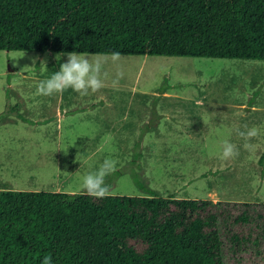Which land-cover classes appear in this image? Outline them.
<instances>
[{
	"label": "trees",
	"instance_id": "16d2710c",
	"mask_svg": "<svg viewBox=\"0 0 264 264\" xmlns=\"http://www.w3.org/2000/svg\"><path fill=\"white\" fill-rule=\"evenodd\" d=\"M0 51L264 61V0H0ZM48 255L264 264V203L0 191V264Z\"/></svg>",
	"mask_w": 264,
	"mask_h": 264
},
{
	"label": "rangeland",
	"instance_id": "374dc122",
	"mask_svg": "<svg viewBox=\"0 0 264 264\" xmlns=\"http://www.w3.org/2000/svg\"><path fill=\"white\" fill-rule=\"evenodd\" d=\"M84 56L104 61L99 91L82 97L68 89L42 96L36 94L37 85L59 70L66 54L0 51V189L54 192L65 179L62 191L80 193L83 177L96 172L105 159L117 161L116 167L123 159L121 169L108 176L112 180L105 179L107 185L112 181L111 196L146 197L151 192L161 198L264 203V168L260 175L258 165L264 150V61ZM194 100L196 104L190 102ZM96 103L94 111L73 119L64 116L56 126L61 112ZM156 103L158 113L169 117L156 124L154 143L152 136L144 142V151L154 154H141L140 165L138 159L132 164L131 155L138 154L127 153L130 143L138 126L147 127L148 110L153 118ZM241 103L256 109L235 107ZM17 111L47 123L34 127L7 122L17 118L6 114ZM171 117L177 129L171 127ZM252 128L258 131L255 137L239 136ZM226 140L253 141L252 153L222 159ZM204 173L208 193L202 183L192 181ZM173 175L191 180L179 196L172 189H181L174 185L182 181Z\"/></svg>",
	"mask_w": 264,
	"mask_h": 264
},
{
	"label": "clouds",
	"instance_id": "9594fccd",
	"mask_svg": "<svg viewBox=\"0 0 264 264\" xmlns=\"http://www.w3.org/2000/svg\"><path fill=\"white\" fill-rule=\"evenodd\" d=\"M113 60L118 57V53H113ZM67 61L60 64L59 70L50 78L41 80L37 85L36 94L42 96H52L54 94H62L64 91L71 89L80 96H87L89 93L99 91L104 82L102 77L103 63L101 59H92L76 52L66 53ZM41 65L46 66V61H41ZM118 77H122L123 73L118 72ZM242 138L250 139L258 134L256 128H252L245 132H239ZM252 146L248 143L244 144L245 149ZM239 155L236 146L229 141H224L222 159H230ZM117 161L113 159H105L96 172L88 173L83 177L82 189L86 194L96 199H104L113 195L110 186L106 184L105 178L116 171ZM41 264H52L50 255L45 256Z\"/></svg>",
	"mask_w": 264,
	"mask_h": 264
},
{
	"label": "crops",
	"instance_id": "0c3cea01",
	"mask_svg": "<svg viewBox=\"0 0 264 264\" xmlns=\"http://www.w3.org/2000/svg\"><path fill=\"white\" fill-rule=\"evenodd\" d=\"M190 102H192V103H194V104H196L197 103V101H190ZM100 103L101 104H103L104 102L102 101V100H100ZM98 103H96V104H93V105H91V106H89V107H86V108H84V109H77V108H72V109H69V110H65L64 112H61L58 116H56L55 117V123H56V126H58V124H60L61 122H63V119L65 118L64 116H69L68 118L69 119H73V118H76L77 117V115H86V113H89V112H91V111H94L95 110V107H97L96 105H97ZM106 105V104H105ZM101 106H104V105H101ZM101 106L99 107V108H101ZM158 105H157V103L155 104V111H154V116H153V118L152 117H150V115H149V111L150 110H148V112H147V117H146V121L148 120L149 121V123H148V125H147V127H143V128H141L140 129V127L138 126V134H137V136H135L134 138H133V140L131 141V143H130V146H131V148H129V151L127 152V153H130V154H138V156L137 157H135L134 155H131V160H132V164H133V161H135V160H139V163H138V166L140 165V162L142 161V158H141V154H154V152H152V151H144V149H145V145H144V142L149 138V136L151 137L150 139V142H151V144H153L154 143V139H152L153 137H154V135H156V132H158V130H157V125H158V122H160L159 120H164V118L166 119V118H168L169 117V115H167V114H160V113H158V107H157ZM243 106H245L243 103H241V104H239V105H235V107H239V108H242ZM239 108H237V109H239ZM244 109H248V111L249 112H252V110L253 109H256L255 107H254V105L253 104H249V106H245V108H243V110ZM12 114H13V116L15 117V118H17V119H15L14 120V122H12V120H10L9 119V121H7V122H11V123H13L14 125H15V121H20V122H26L29 126H31V125H35L34 127H37L38 125H43V124H45V123H47V120H45V118H40V119H35V120H33V119H28L27 117H24V116H20L19 115V113H18V111L17 112H12V113H10V114H7V116L6 117H8V116H12ZM18 116H20L21 118H23V120L22 119H20ZM157 117L156 119L154 118V117ZM160 118H162V119H160ZM158 120V121H157ZM171 120H172V124H171V127L172 128H178V125H177V123H176V121H175V119H174V117H171ZM146 123V122H145ZM157 124V125H156ZM141 125V124H140ZM142 125H144V124H142ZM253 142V141H252ZM252 142L250 141L249 143L248 142H245V143H248V144H250V145H252ZM234 145L236 146V148L238 149V151H239V153H252V151L250 150V148L249 149H245L244 148V143H242V142H240V143H237V141L234 143ZM254 152V151H253ZM261 152H264V150L263 151H261ZM126 153V154H127ZM126 157V156H125ZM124 157V158H125ZM122 161H123V159H121V163H122ZM121 163L116 167V170L118 171V170H120L121 169ZM111 175V174H110ZM110 175H108V176H110ZM119 175V174H118ZM107 176V177H108ZM135 175H131V177L132 178H135L134 177ZM174 176V175H173ZM116 177H117V175H116ZM175 177V176H174ZM189 177V176H188ZM206 177V175H205V173L204 174H202L200 177H199V179H195V180H192V181H198V182H200V183H202L203 184V188H204V191L206 192V193H208V192H210V191H208V180H206L207 178H205ZM106 179V178H105ZM108 179H111L112 180V177H108ZM175 179H178V180H180V175L177 177H175ZM180 181H182V180H180ZM188 181H191V180H188ZM188 181H182V182H180V183H178V184H175L174 186H177V185H180L179 187H182L181 189H178L177 190V188H174V189H172V191L174 192V193H176L177 195L176 196H179V194H182L183 192H184V190L186 189V188H188V186H187V183H188ZM61 182V183H60ZM58 181V185H57V187H56V189H54V192L53 193H66V194H73V192L72 191H62L63 189V187L64 186H62L63 185V183H65V179L64 180H61V181ZM112 182V181H111ZM111 182L109 183V184H111ZM108 184V185H109ZM205 184L207 185V188H206V186H205ZM230 185V184H229ZM62 186V187H61ZM178 187V188H179ZM220 187H221V185H220ZM221 189V188H220ZM219 189V190H220ZM5 190H11V189H0V191H5ZM12 191H14V190H12ZM21 191H24V190H21ZM30 191H32V190H30ZM81 193V192H80ZM181 196V195H180ZM146 197H148V196H146ZM167 198H173V199H181V200H203V199H198V198H189V197H167Z\"/></svg>",
	"mask_w": 264,
	"mask_h": 264
}]
</instances>
